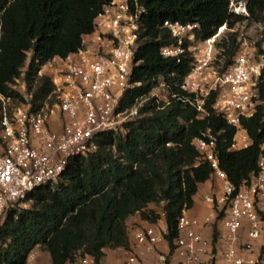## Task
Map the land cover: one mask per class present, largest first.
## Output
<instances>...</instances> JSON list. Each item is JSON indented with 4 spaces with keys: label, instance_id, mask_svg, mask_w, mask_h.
<instances>
[{
    "label": "trees",
    "instance_id": "trees-1",
    "mask_svg": "<svg viewBox=\"0 0 264 264\" xmlns=\"http://www.w3.org/2000/svg\"><path fill=\"white\" fill-rule=\"evenodd\" d=\"M109 1L0 0V93L14 104L24 100V92L14 86L22 77L32 94L33 109L54 97L52 77L40 74L42 67L78 50ZM139 2L145 11L132 76L139 85L125 93L122 108L149 97L162 78L182 98L159 108L163 103L150 97L139 116L124 124V131L98 134L96 151L71 157L54 187L33 191L29 208L10 209L0 224V264H27L36 246L49 252L52 264H71L77 253L92 255L100 264L105 249L130 246V216L139 213L152 223L157 220L158 215L149 210L151 203H163L168 254H174L179 217L193 207L199 185L213 176V168L200 160L194 144L209 128L216 136L220 166L232 182L240 184L257 171L264 154V84L259 85L263 103L254 116L242 120L253 140L251 146L230 151L236 128L213 107L218 90L206 100L207 114L201 116L186 100L194 94L180 88L195 57L187 49L178 61L164 56L161 49L177 41L164 26L165 20L199 22L196 38L204 41L223 25L235 28L245 19L260 20L264 0H246L248 16L232 11L231 0ZM230 32L220 43L226 57L220 72L233 63L239 45L238 31Z\"/></svg>",
    "mask_w": 264,
    "mask_h": 264
},
{
    "label": "built area",
    "instance_id": "built-area-1",
    "mask_svg": "<svg viewBox=\"0 0 264 264\" xmlns=\"http://www.w3.org/2000/svg\"><path fill=\"white\" fill-rule=\"evenodd\" d=\"M239 4V9L231 10L248 15L246 0ZM144 11L139 0L106 3L94 18L92 31L83 35L82 46L66 58L48 63L54 97L49 96L39 109H33L32 94L24 81L20 89L24 100L14 104L0 93V224L10 209L29 208L33 191L54 187L71 157L96 151L98 134L124 131V124L139 116L140 107L150 97L163 103L159 108L182 98L162 78L149 97L122 108L125 93L139 85L132 76ZM164 26L177 41L163 47L161 53L180 61L188 49L195 57L192 71L180 85L194 94L186 100L204 116L206 100L218 90L213 107L236 128L229 150L249 148L253 140L242 120L254 116L263 103L259 85L264 84V34L253 42L238 36L234 61L220 72L211 71L218 32L199 41V22L165 20ZM226 28L223 25L219 29ZM229 30L235 31L236 27ZM194 144L200 160L208 161L213 168L211 192L204 199L212 208L214 220L207 218L201 223L191 209L183 211L174 250L179 264H264V242L260 243L264 238V154L258 159L257 171L235 184L220 166L216 136L210 128ZM200 226L211 230L212 237H206ZM167 233V224L159 221L140 228L130 246L123 248L127 254L125 264H168L165 253H157L155 260L149 258ZM71 264L98 263L92 255L77 253Z\"/></svg>",
    "mask_w": 264,
    "mask_h": 264
},
{
    "label": "crops",
    "instance_id": "crops-1",
    "mask_svg": "<svg viewBox=\"0 0 264 264\" xmlns=\"http://www.w3.org/2000/svg\"><path fill=\"white\" fill-rule=\"evenodd\" d=\"M58 58V57H56ZM211 192V185L210 181L201 183L199 185V190L197 194L194 196V205L191 208L192 214L198 216L201 223H203L207 218H211V220H214V215H212V208L211 206L205 201L204 196L206 193ZM156 205L155 203H151L149 205V210L155 211L158 213V211L155 210ZM161 216L157 218V221H159L161 224L166 225L165 221V215L164 211H161ZM128 229L130 231V239L134 240L136 232L143 227H147L150 222L149 220L143 219L139 213L134 214L129 217L128 219ZM199 230L203 232V234L206 237H212V231L208 228H203L202 226L199 227ZM264 242V238L260 240V243L262 244ZM261 244H258L260 246ZM169 244L168 241L164 238L159 242L158 245H156V251L151 253L149 255V258L151 260H155L157 258V253H165L168 255L169 261L168 264H179V257L177 254H171L169 256ZM33 258L28 260L27 264H52L51 256L48 251L43 250L40 246H36L34 250L32 251ZM127 259V254L123 248H107L105 249V254L100 262V264H125V261ZM224 264V263H221Z\"/></svg>",
    "mask_w": 264,
    "mask_h": 264
},
{
    "label": "rangeland",
    "instance_id": "rangeland-1",
    "mask_svg": "<svg viewBox=\"0 0 264 264\" xmlns=\"http://www.w3.org/2000/svg\"><path fill=\"white\" fill-rule=\"evenodd\" d=\"M239 1L241 0H231V4H230V6L232 7L231 9H236V7H238L241 4V3L239 4ZM237 9H239V7ZM241 15L248 16L249 14L248 15L241 14ZM236 31H238V36L242 37L241 39H247L249 42H253L260 39V37L264 34V14H261L260 20L252 21L250 19H245L242 22L236 24ZM229 33L231 32L228 27L223 31H220V29L218 30L217 33L218 37L215 41L216 48H215V53L213 55L214 58L211 64V71L212 70L222 71L224 67L223 64L226 61V57L222 54L223 49L221 48L220 43L223 41L222 40L223 38H228ZM201 46H204V44ZM48 63L42 67L40 74H48V75L50 74L51 65H48ZM53 64L55 65V63ZM22 83L23 80L22 77H20L18 81H16L14 86L18 89H22L21 88ZM155 205H156L155 210L158 211V213H156L155 211L154 212L158 215L159 218L161 216L160 212L164 211V206L163 203H158Z\"/></svg>",
    "mask_w": 264,
    "mask_h": 264
}]
</instances>
